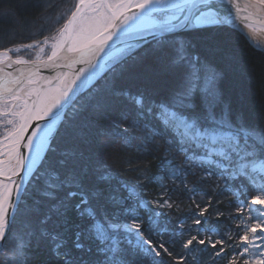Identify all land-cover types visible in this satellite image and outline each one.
Listing matches in <instances>:
<instances>
[{
	"label": "snow or ice",
	"instance_id": "6c2138e0",
	"mask_svg": "<svg viewBox=\"0 0 264 264\" xmlns=\"http://www.w3.org/2000/svg\"><path fill=\"white\" fill-rule=\"evenodd\" d=\"M247 2L258 6L255 15L264 12V0ZM29 5L39 13L32 42L0 45V264H29L33 240L48 242L54 264H165L164 254L186 264L194 251L217 264L226 249L228 264H264V126L217 111L221 73L191 51L188 35L253 13L240 0H0V22L11 25ZM141 69L165 74L168 87L132 94L127 83ZM133 140L139 152L161 153L164 180L179 181L194 198L197 184L215 178V194L230 192L237 212L247 209L256 222L233 216L243 235L229 232L227 241L215 228L205 229L207 240L199 229L177 240L185 235L181 220L163 240L171 189L161 185L168 198L146 200L144 175L121 181L101 159H113L109 150L121 142L131 149ZM195 169L201 175L190 187ZM22 202L23 227L14 232ZM212 206L211 197L197 203L193 223L202 226ZM177 244L183 253H174Z\"/></svg>",
	"mask_w": 264,
	"mask_h": 264
},
{
	"label": "trees",
	"instance_id": "16d2710c",
	"mask_svg": "<svg viewBox=\"0 0 264 264\" xmlns=\"http://www.w3.org/2000/svg\"><path fill=\"white\" fill-rule=\"evenodd\" d=\"M75 0H65L66 4H73ZM17 4H26L27 0H16ZM39 15L38 10L32 6L23 7L20 9L16 20L11 25L7 22H0V45H4L7 41L15 43H30L32 42L33 34L37 33L39 24L35 22V17ZM62 23V21H59ZM47 26V25H46ZM59 24L53 25L54 27ZM5 32L7 33V40L5 39ZM45 35L48 33L45 32ZM192 41L191 51L198 54L201 60L207 61L219 73L221 78L217 82L221 101L217 111L226 109L233 119L239 117L245 123L256 126H264V51L254 47L246 36L239 30L226 27H202L192 30L188 34ZM36 39H43L42 36L36 35ZM11 47L12 44L8 43ZM140 75L137 78L130 80L127 87L132 94L145 88L159 87L164 91L169 84L168 77L165 74L143 73V70H138ZM133 136L137 134H131ZM133 147L128 148L122 142L120 146H113L110 149L113 159H107L101 153L103 162L111 165L112 171L116 177L121 181H135L138 174L144 175L145 179L140 187L143 198L149 201L164 196L163 185L167 189H171L170 202L173 204L171 209L165 208L162 211L167 215L160 218L161 228H167V232L163 235V240L167 241L171 238V233L177 229L178 221L183 220L185 224V235L183 237L177 236V240H186L189 238L188 229H191V235H195L197 229L200 230L198 238L207 240L209 232L205 229L215 228L219 235L228 240V233L239 232L243 235L244 225H240L238 221L233 220L232 217L241 215L246 221L252 222L247 215V209L238 213L234 205L235 197L230 192H223L216 195L220 189L216 187L218 181L215 178L208 180L203 184H197L199 189L197 195L192 198L189 194L179 186V181L171 179L164 180L163 173L159 172L157 165L160 162V152H148L147 150L139 152L135 149V140L132 141ZM128 160H132L130 165ZM181 156H177L175 163L180 164ZM140 168L145 170L143 173L132 171V168ZM195 176H188V183H197L200 178L201 170L195 169ZM207 194V195H204ZM253 193L249 192V197ZM213 200V206L204 217H200L205 223L202 226H197L193 223L192 214L199 211L196 207L197 203L201 206L207 203L208 198ZM164 198H168L164 196ZM193 199L195 202H193ZM25 202L21 203V209L17 212L16 222L13 225V231L22 229V220L24 217ZM219 210L222 215L217 217L216 211ZM157 211H161L157 209ZM160 239V237H154ZM211 240L215 241L219 236L213 232L210 236ZM229 243H238L233 239ZM11 239L8 241L6 247H10ZM174 253L180 254L184 250L180 244L171 246ZM203 246L195 245L196 249ZM219 247V246H218ZM229 257L220 259L217 264H228V259L231 258V250ZM209 247L206 252H212ZM30 257L29 264H54V254L52 253L48 242L41 241L37 244L35 240L28 250ZM165 264H177L173 257L167 254L163 255ZM186 264H210L206 253L194 251L189 254Z\"/></svg>",
	"mask_w": 264,
	"mask_h": 264
},
{
	"label": "bare ground",
	"instance_id": "6f19581e",
	"mask_svg": "<svg viewBox=\"0 0 264 264\" xmlns=\"http://www.w3.org/2000/svg\"><path fill=\"white\" fill-rule=\"evenodd\" d=\"M243 1L246 5L249 6L247 0ZM256 10L257 5L249 6ZM234 27L241 31L246 38L258 49L264 51V27L260 25H255L251 23H243L235 20Z\"/></svg>",
	"mask_w": 264,
	"mask_h": 264
},
{
	"label": "water",
	"instance_id": "95a60500",
	"mask_svg": "<svg viewBox=\"0 0 264 264\" xmlns=\"http://www.w3.org/2000/svg\"><path fill=\"white\" fill-rule=\"evenodd\" d=\"M241 7L242 8H247L248 12H252L253 13V18L251 20H244L243 18H241L243 15L247 14V13H242L241 17H237L235 20L238 22H243V23H251V24H255V25H260L264 27V22H261V18L264 17V12L260 13L259 16L255 15L256 10L249 7L248 5H246L243 1H240ZM255 21V22H253ZM233 27L235 29H237L234 26H230ZM238 30V29H237ZM241 32V31H240ZM252 44V43H251ZM253 45V44H252ZM254 46V45H253ZM255 47V46H254ZM261 50V49H260ZM263 51V50H262ZM42 74L43 75H49V72L47 70H42ZM54 74V73H53Z\"/></svg>",
	"mask_w": 264,
	"mask_h": 264
},
{
	"label": "rangeland",
	"instance_id": "374dc122",
	"mask_svg": "<svg viewBox=\"0 0 264 264\" xmlns=\"http://www.w3.org/2000/svg\"><path fill=\"white\" fill-rule=\"evenodd\" d=\"M251 43V42H250ZM256 221H250V222H248V224H249V226L252 224V223H255ZM250 234V233H249Z\"/></svg>",
	"mask_w": 264,
	"mask_h": 264
}]
</instances>
